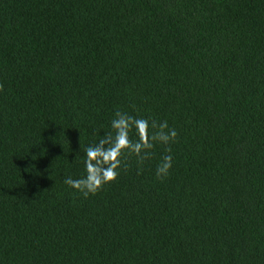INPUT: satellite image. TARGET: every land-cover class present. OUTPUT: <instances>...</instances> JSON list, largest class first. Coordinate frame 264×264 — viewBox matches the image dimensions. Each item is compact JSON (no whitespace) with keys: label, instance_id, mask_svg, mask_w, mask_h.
Returning a JSON list of instances; mask_svg holds the SVG:
<instances>
[{"label":"trees","instance_id":"obj_1","mask_svg":"<svg viewBox=\"0 0 264 264\" xmlns=\"http://www.w3.org/2000/svg\"><path fill=\"white\" fill-rule=\"evenodd\" d=\"M116 111L177 136L84 196ZM0 264H264V0H0Z\"/></svg>","mask_w":264,"mask_h":264},{"label":"clouds","instance_id":"obj_2","mask_svg":"<svg viewBox=\"0 0 264 264\" xmlns=\"http://www.w3.org/2000/svg\"><path fill=\"white\" fill-rule=\"evenodd\" d=\"M94 143L84 149L82 157L84 174L81 178L67 177L64 183L84 196L95 194L104 184L117 178L121 157L125 152L143 162L151 153L154 143L168 145L174 142L176 130L169 128L166 121L157 124L147 118L135 117L128 113L116 111L110 122V131L98 136ZM134 136L135 139H132ZM173 157L164 155L156 167L157 177H166L172 167Z\"/></svg>","mask_w":264,"mask_h":264}]
</instances>
